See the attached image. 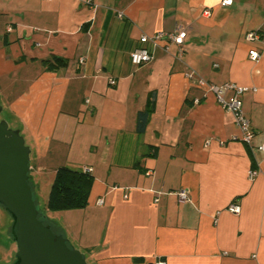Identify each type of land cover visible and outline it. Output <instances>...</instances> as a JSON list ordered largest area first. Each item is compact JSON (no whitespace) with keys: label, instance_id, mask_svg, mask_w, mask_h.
<instances>
[{"label":"crops","instance_id":"obj_1","mask_svg":"<svg viewBox=\"0 0 264 264\" xmlns=\"http://www.w3.org/2000/svg\"><path fill=\"white\" fill-rule=\"evenodd\" d=\"M222 2L0 0L2 118L30 148L35 203L43 171L51 182L58 167L90 170L76 235L43 214L88 264H264V0ZM179 31L180 46L147 45L151 61L131 65L141 37ZM54 57L66 66L46 70ZM198 80L255 89L241 97L249 145ZM178 190L186 203L169 195ZM10 224L0 208V264L14 262Z\"/></svg>","mask_w":264,"mask_h":264},{"label":"water","instance_id":"obj_2","mask_svg":"<svg viewBox=\"0 0 264 264\" xmlns=\"http://www.w3.org/2000/svg\"><path fill=\"white\" fill-rule=\"evenodd\" d=\"M2 112L0 105V208L11 221L13 264H88L79 250L44 224L28 176L30 148L20 131L1 118Z\"/></svg>","mask_w":264,"mask_h":264},{"label":"built area","instance_id":"obj_3","mask_svg":"<svg viewBox=\"0 0 264 264\" xmlns=\"http://www.w3.org/2000/svg\"><path fill=\"white\" fill-rule=\"evenodd\" d=\"M231 5V0H223L221 6H229ZM210 13L208 11H204L203 15L208 16ZM7 31H10V28L7 29ZM186 33L184 31H179L177 34L173 35H163V34H157L151 37H141L139 39L140 47L134 49L130 53V63L134 67H139L142 65H145L151 61V55L149 52V48L147 45L150 46H156L158 42L162 40H168L178 46H180L183 42V39L185 38ZM245 40L247 42H254L258 40L257 33L255 32H248L245 35ZM261 55L256 50H250L248 52V58L251 62L257 63L260 59ZM80 64L82 61L80 60ZM110 84H113V82H110ZM197 86L201 89L205 90L206 92H209L213 94L219 103V105L228 113H230L233 116V123L236 128H238L242 135V141L246 144H250L252 140V133L249 129V123L247 119L243 116V113L241 111V97L243 94L247 93L248 91L255 92V89H249L246 87L237 86L232 83L223 84L220 86L210 85L202 80L197 81ZM227 92L232 93V99L227 102L224 99V96ZM195 103H198V101H195ZM258 150L264 152V146L258 147ZM83 172L89 173L90 170L84 169ZM256 176V172L251 170L248 173L249 179H253ZM169 195H173L176 197L177 202L179 204H184L187 202V193L184 190H178L175 192H170ZM97 204H101V201H98ZM227 212L232 214H238L239 213V207L235 204H231L227 208ZM155 264H164L162 262H156Z\"/></svg>","mask_w":264,"mask_h":264},{"label":"trees","instance_id":"obj_4","mask_svg":"<svg viewBox=\"0 0 264 264\" xmlns=\"http://www.w3.org/2000/svg\"><path fill=\"white\" fill-rule=\"evenodd\" d=\"M42 65L46 70L51 71L53 69L65 67L66 62L54 57L49 61H43ZM153 109L154 95L150 94L144 108L136 114L135 128L137 134H143L145 132ZM92 187L93 178L89 173L77 171L66 166L58 167L54 172L45 209L47 212L84 209L88 205ZM44 224L49 226L46 224L45 220Z\"/></svg>","mask_w":264,"mask_h":264},{"label":"rangeland","instance_id":"obj_5","mask_svg":"<svg viewBox=\"0 0 264 264\" xmlns=\"http://www.w3.org/2000/svg\"><path fill=\"white\" fill-rule=\"evenodd\" d=\"M11 84H9L10 86ZM6 87L7 84H2V82H0V89L3 91L5 89H7ZM6 91V90H5ZM9 93H12L14 90H8ZM9 127L11 129H13V125H9ZM32 160V159H31ZM32 163L30 162L29 165H31ZM44 164H46L45 162H39V165H41L40 167L44 170ZM47 165V164H46ZM30 173H29V180H30ZM49 179V172L46 170L45 172L43 171L42 176L39 177V189H38V193H37V197L38 200L36 201V207L37 210L40 214H44V211L46 212L45 209V204H46V200H47V196L49 193V189H50V185L52 183L48 181ZM47 214H49V216H51L50 218L52 219V221L57 222L59 225H63L66 230L68 231V233H73V235H76L75 232L78 231V226L80 225L79 221V216L75 215L72 211H63V212H47ZM46 224L49 225V222L47 220H45ZM74 223V224H73ZM76 226V227H75ZM54 232V229H53ZM55 233V232H54ZM70 245V244H69Z\"/></svg>","mask_w":264,"mask_h":264}]
</instances>
